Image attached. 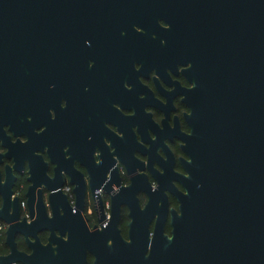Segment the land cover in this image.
Segmentation results:
<instances>
[{
  "label": "flooded vegetation",
  "instance_id": "flooded-vegetation-1",
  "mask_svg": "<svg viewBox=\"0 0 264 264\" xmlns=\"http://www.w3.org/2000/svg\"><path fill=\"white\" fill-rule=\"evenodd\" d=\"M54 19L20 65L0 40V264H109L132 229L172 236L205 20L172 0Z\"/></svg>",
  "mask_w": 264,
  "mask_h": 264
},
{
  "label": "water",
  "instance_id": "water-1",
  "mask_svg": "<svg viewBox=\"0 0 264 264\" xmlns=\"http://www.w3.org/2000/svg\"><path fill=\"white\" fill-rule=\"evenodd\" d=\"M170 1L0 0L1 51L18 65L28 61L41 52L46 22L89 5L141 13ZM172 2L178 15L205 20L193 53L199 71L188 99L180 214L171 238L162 226L152 240L147 229H132L109 264H264V0Z\"/></svg>",
  "mask_w": 264,
  "mask_h": 264
}]
</instances>
